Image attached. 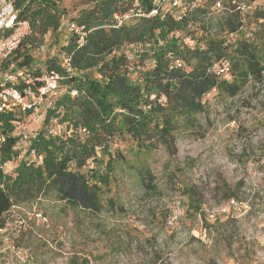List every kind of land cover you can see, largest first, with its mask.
<instances>
[{"label": "trees", "instance_id": "1", "mask_svg": "<svg viewBox=\"0 0 264 264\" xmlns=\"http://www.w3.org/2000/svg\"><path fill=\"white\" fill-rule=\"evenodd\" d=\"M256 1L83 0L71 18L63 0L19 1L18 20L29 22L32 36L2 71L15 65L39 94L45 82L36 68L34 49L43 46L35 45L36 36L54 35L58 54L45 67L59 77L58 94L43 128L23 145L16 128L33 111L0 112V249L10 211L33 209L47 197L77 216L120 213L124 205L113 189L126 173L154 189L156 153L176 154L177 136L185 131L205 137L199 116H208V94L233 98L250 83L264 85V5ZM225 65L229 71L222 73ZM19 82L21 90L28 87ZM49 128L60 134L50 136ZM125 141L134 160L120 146ZM189 197L199 212L196 193Z\"/></svg>", "mask_w": 264, "mask_h": 264}, {"label": "rangeland", "instance_id": "2", "mask_svg": "<svg viewBox=\"0 0 264 264\" xmlns=\"http://www.w3.org/2000/svg\"><path fill=\"white\" fill-rule=\"evenodd\" d=\"M82 2L63 0L69 18ZM36 39L35 45L44 46L34 56L45 81V61L58 54L57 39ZM204 101L208 116H199V123L205 137L185 131L177 136L176 154L156 153L154 189L126 173L122 186L113 189L124 205L120 213L77 216L54 196L33 209L13 208L0 264H70L72 258L77 264H264V85L250 83L233 98L213 91ZM45 108L43 102L25 118L32 133L43 128ZM130 144L120 146L134 160ZM191 193L199 212L189 204Z\"/></svg>", "mask_w": 264, "mask_h": 264}, {"label": "built area", "instance_id": "3", "mask_svg": "<svg viewBox=\"0 0 264 264\" xmlns=\"http://www.w3.org/2000/svg\"><path fill=\"white\" fill-rule=\"evenodd\" d=\"M21 0H0V112H10L15 109H21L24 112L37 111L39 107L46 102V110L52 105V99L58 94L57 75H51L45 79V85L36 93L29 85L32 79L25 76L21 71L15 72V65L11 64L7 71H2V64L15 51H17L22 43L32 36V29L27 21L18 20V11L16 9L18 2ZM162 1L156 0V3L162 5ZM179 6L178 2L174 6ZM75 26H72V28ZM29 48H31L29 46ZM38 50L44 51V46ZM229 66L225 65L221 72H228ZM20 78L28 85L24 90H21ZM76 94L75 92L73 93ZM48 134L52 137L60 134V131L55 128H49ZM15 135L20 138L19 145H23L32 136V131H29L25 124H20L16 128ZM3 137L0 135V145ZM34 160L41 162L42 158L38 157L35 152L31 153ZM9 164H5L8 167ZM235 202L234 200L232 201ZM180 204V201L178 202ZM176 218L169 219L168 225H173ZM4 231H0V234ZM15 249V247H13ZM3 249H0L2 253Z\"/></svg>", "mask_w": 264, "mask_h": 264}, {"label": "crops", "instance_id": "4", "mask_svg": "<svg viewBox=\"0 0 264 264\" xmlns=\"http://www.w3.org/2000/svg\"><path fill=\"white\" fill-rule=\"evenodd\" d=\"M110 214H113V213H110Z\"/></svg>", "mask_w": 264, "mask_h": 264}]
</instances>
